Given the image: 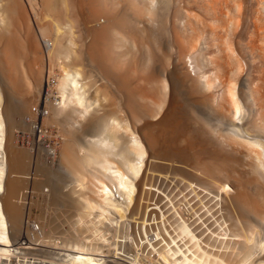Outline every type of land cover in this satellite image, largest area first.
Wrapping results in <instances>:
<instances>
[{"label":"bare ground","instance_id":"1","mask_svg":"<svg viewBox=\"0 0 264 264\" xmlns=\"http://www.w3.org/2000/svg\"><path fill=\"white\" fill-rule=\"evenodd\" d=\"M183 1L0 0V264H264V17L235 50L239 0Z\"/></svg>","mask_w":264,"mask_h":264},{"label":"rangeland","instance_id":"2","mask_svg":"<svg viewBox=\"0 0 264 264\" xmlns=\"http://www.w3.org/2000/svg\"><path fill=\"white\" fill-rule=\"evenodd\" d=\"M159 2L157 3V5H156V8H157V6H159V4H161L160 6H163V3L165 2V0H163V1H161V0H158ZM172 1V2H171ZM181 2V0H177V2H176V0H170V1H168V0H166V4L164 3V6L162 7L163 8V10H164V12L166 13L167 12V15H168V12H169V16L170 15H172V13L174 12V10H177V5H180V6H182V7H178V10H180L179 11V13L181 14V11L183 10V8L184 9H188V10H190V12H192L191 10V7L190 6H187L186 4H185V2L182 0V2ZM262 1V2H261ZM169 2H171L172 4H169ZM173 2H175V4L173 3ZM237 2V0H228V5L227 6H229V7H232V5L233 4H235ZM180 3V4H179ZM239 4H240V16H239V22H238V24L237 25H235L234 26V29H233V33L229 36V40L228 41H230V45L232 46V49H235V50H239V42H245V41H248V38H249V35H248V32H249V29H250V27H251V20H252V17H253V14L254 15H256V13H258V14H260L261 16H263L264 17V0H239V2H238ZM258 3V4H257ZM169 4V5H168ZM182 4V5H181ZM170 5H172L171 6V9H169V7L168 8H166L167 6H170ZM159 6V7H160ZM177 6V7H176ZM227 6H226V8H227ZM258 6V7H257ZM162 8L160 7V9L162 10ZM225 8V9H226ZM159 9V8H158ZM157 9V10H158ZM165 10H167V11H165ZM170 10V11H169ZM172 11V12H171ZM161 11H159L158 10V13H160ZM163 12V11H162ZM161 12V13H162ZM160 13V14H161ZM164 13V14H165ZM163 14V13H162ZM180 14H179V16H180ZM40 34L38 33V36H39ZM39 38H41V37H39ZM41 40V39H40ZM200 42H202V40L200 41ZM41 43H43L42 41H41ZM201 44H202V46H201ZM205 44V43H204ZM204 44L203 43H200V47H199V51H202L203 52V50L205 51V46H204ZM229 45V44H228ZM203 47V48H202ZM240 52H241V50H240ZM239 52V53H240ZM188 60H187V59ZM185 58V63H187V67H189V71H191L190 73H191V75H193L194 73H195V68H196V63H195V59H196V55L194 54V53H191V54H188L187 55V57ZM190 59V60H189ZM242 60V59H241ZM241 63H242V70H243V72L241 71V75L243 76V78L244 77H247V78H249V80H254V78L256 77V75L258 74V71H257V68H256V66H251L250 65V63H249V61L248 60H242L241 61ZM94 67V66H93ZM244 67V68H243ZM96 68V67H95ZM95 68H93V72H95L94 70H95ZM97 70V69H96ZM97 72V71H96ZM117 99H119V98H117ZM121 100V99H120ZM112 102H115V101H112ZM112 102H110V101H106V105H108L109 107H112V105L114 104V103H112ZM33 103V102H32ZM31 103V104H32ZM44 104V103H43ZM43 104H41V105H39L40 107H38L39 108V110H38V108L36 109L35 108V111H34V114L36 115V112H37V110H38V116H36L37 118H42V116L40 115V113H42V112H46L47 113V111L45 110V109H43V107H44V105ZM116 104V103H115ZM29 106H30V104H29ZM32 106V105H31ZM43 106V107H42ZM107 106V107H108ZM108 107V108H109ZM30 108V107H29ZM42 109L44 110V111H42ZM244 109L246 110V112H245V110L243 111V113H242V111H241V114L240 115H243L245 118H246V114H247V109L244 107ZM124 110V111H123ZM121 111H123V113H126V111H125V109L123 108V109H121ZM120 111V114L122 113ZM245 112V113H244ZM122 113V115H123V118H124V115L125 114H123ZM39 116H41V117H39ZM125 116H127V114L125 115ZM243 116H242V118H243ZM122 117V116H121ZM126 118V117H125ZM240 118H241V116H240ZM15 120H18V116L17 117H15ZM23 120V122H22V124L23 123H27L29 120H30V117H29V115L28 114H23L22 116H21V121ZM25 121V122H24ZM38 121V120H37ZM244 121V120H243ZM46 125V127L45 128H43V130H42V132L40 131V133H39V131L37 130V127L35 126V131L33 130V133H31V131H30V133H28V130H25L24 128L26 127H24L23 128V126L22 125H17V126H15V128H13L12 129V138H13V140L15 141V139L17 140V142H18V144H19V146L21 147V148H23V150L25 151V152H27L28 153V156H29V159H30V161H31V163L33 162L34 163V161H37L38 163H40L41 165H43V166H46L47 168H49V169H52V170H55L56 168H57V163H58V158H59V154H58V152H59V149H58V147H55V150H56V154L57 155H55V157L54 156H52V154H50V153H52V150H51V146H53L54 144H55V146H57V142L59 141V139H61V136H59L60 135V133L58 134V131H59V128H58V126L57 127H54L55 125L54 124H52V125H50V124H45ZM44 125V126H45ZM48 126V127H47ZM52 126V127H51ZM17 127V128H16ZM52 128V129H51ZM22 129V130H21ZM58 130V131H57ZM53 131V132H52ZM18 132V133H17ZM26 132V133H25ZM14 133H15V135H14ZM17 134H18V136H17ZM39 134L41 135L42 134V136H39ZM47 134V135H46ZM38 135V136H37ZM44 135H46V136H44ZM54 135V136H53ZM56 136V137H55ZM50 137H52V139L50 138ZM53 137H55V138H53ZM49 138V139H48ZM56 138H58V139H56ZM55 140H57V141H55ZM50 141V142H49ZM55 141V142H54ZM50 147V148H49ZM41 148V149H40ZM49 148V149H48ZM37 149V150H36ZM51 150V151H50ZM29 151H31V153L29 152ZM37 151V152H36ZM48 152H50L49 154H47ZM57 156V157H56ZM54 158V159H53ZM51 160V161H50ZM42 161V162H41ZM52 161H53V163H52ZM56 162V163H55ZM55 163V164H54ZM54 167V168H53ZM162 173H166V172H162ZM38 175H40V177L38 176ZM36 178L37 179H39L40 178V181L42 182L41 183V185L40 186H37L36 188H34L33 190H32V188H28V193H27V195H31V190L32 191H35L32 195V199H33V202H32V205H31V209H32V211H33V213H35V214H32V216H34V215H36V214H40V213H42V212H44V211H46V212H49V210L51 211V204H48V202H46L45 200H43V201H45L48 205V207L46 206V204H44L45 202H43L42 201V199L41 198H43L44 197V199H46L47 197H45V196H47V195H45V194H48V192L47 191H49V189H51V188H49L50 187V183L49 182H47V181H45V179H44V177L41 175V173H36L35 174V180H36ZM40 181L38 182V180H37V182L38 183H40ZM159 181V180H158ZM163 181V180H162ZM156 182V181H155ZM157 184L158 185H160V187L161 188H163V186L164 185H171L169 182H167L166 184H161V182H157ZM29 186L28 187H31L32 185H31V183H29L28 184ZM49 186V187H48ZM172 186V185H171ZM171 186H167V187H164L165 188V190H166V192H169L170 193V191L172 192V188H171ZM46 187H47V193H45L44 191L46 190ZM43 188V189H42ZM45 188V189H44ZM169 188H171L170 189V191H169ZM39 192V193H38ZM42 192V193H41ZM50 192V191H49ZM43 193H45V194H43ZM39 194V195H38ZM44 196H43V195ZM37 198H38V200H41V201H39V203H38V200H37ZM164 198V197H163ZM31 199V200H32ZM29 200V198L28 199H26V201H25V204L26 205H28L29 204V202L30 201H28ZM35 202H37V204L35 203ZM41 202V203H40ZM43 203V204H42ZM35 204V205H34ZM40 204V205H39ZM37 206L38 207H40V209L39 208H37ZM33 207V208H32ZM35 207V208H34ZM37 208V209H36ZM46 208V209H45ZM50 208V209H49ZM49 209V210H48ZM41 210H43L42 212H40Z\"/></svg>","mask_w":264,"mask_h":264}]
</instances>
